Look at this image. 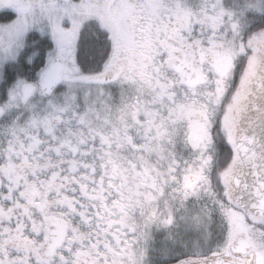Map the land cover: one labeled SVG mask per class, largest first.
I'll use <instances>...</instances> for the list:
<instances>
[{
    "label": "snow or ice",
    "instance_id": "obj_1",
    "mask_svg": "<svg viewBox=\"0 0 264 264\" xmlns=\"http://www.w3.org/2000/svg\"><path fill=\"white\" fill-rule=\"evenodd\" d=\"M0 264H264V0H0Z\"/></svg>",
    "mask_w": 264,
    "mask_h": 264
}]
</instances>
